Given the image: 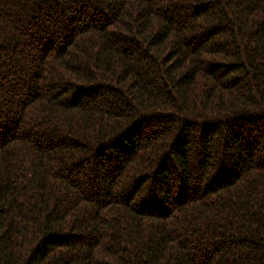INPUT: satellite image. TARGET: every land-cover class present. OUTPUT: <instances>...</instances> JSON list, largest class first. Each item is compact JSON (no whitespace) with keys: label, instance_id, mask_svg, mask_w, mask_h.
<instances>
[{"label":"trees","instance_id":"1","mask_svg":"<svg viewBox=\"0 0 264 264\" xmlns=\"http://www.w3.org/2000/svg\"><path fill=\"white\" fill-rule=\"evenodd\" d=\"M0 264H264V0H0Z\"/></svg>","mask_w":264,"mask_h":264}]
</instances>
